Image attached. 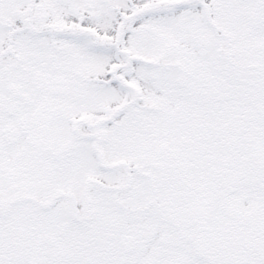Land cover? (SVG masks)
Here are the masks:
<instances>
[{"label": "snow or ice", "instance_id": "6c2138e0", "mask_svg": "<svg viewBox=\"0 0 264 264\" xmlns=\"http://www.w3.org/2000/svg\"><path fill=\"white\" fill-rule=\"evenodd\" d=\"M0 264H264V0H0Z\"/></svg>", "mask_w": 264, "mask_h": 264}]
</instances>
